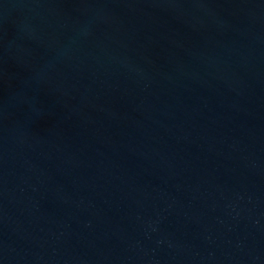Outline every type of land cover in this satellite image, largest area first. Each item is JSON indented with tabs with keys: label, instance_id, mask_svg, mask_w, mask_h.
Here are the masks:
<instances>
[{
	"label": "water",
	"instance_id": "water-1",
	"mask_svg": "<svg viewBox=\"0 0 264 264\" xmlns=\"http://www.w3.org/2000/svg\"><path fill=\"white\" fill-rule=\"evenodd\" d=\"M0 264H264V0H0Z\"/></svg>",
	"mask_w": 264,
	"mask_h": 264
}]
</instances>
